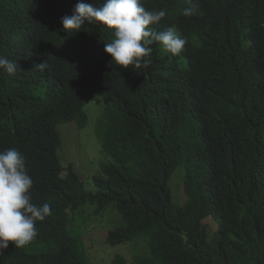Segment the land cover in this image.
Wrapping results in <instances>:
<instances>
[{
	"label": "trees",
	"instance_id": "obj_1",
	"mask_svg": "<svg viewBox=\"0 0 264 264\" xmlns=\"http://www.w3.org/2000/svg\"><path fill=\"white\" fill-rule=\"evenodd\" d=\"M78 2L0 0V55L18 63L14 76L0 70V151L24 155L32 201L51 205L38 235L23 248L10 243L0 264H88L65 229L67 211L85 204L121 217L107 244L148 238L149 254L135 264H264V0H199L190 18L186 0H142L166 10L153 27L174 28L187 43L180 56L153 44L149 66L135 70L111 63L110 30H63ZM96 94L108 161L89 193L73 165L59 162L57 126L84 128L83 107ZM179 167L183 205L168 186ZM207 217L218 225L211 239Z\"/></svg>",
	"mask_w": 264,
	"mask_h": 264
},
{
	"label": "clouds",
	"instance_id": "obj_2",
	"mask_svg": "<svg viewBox=\"0 0 264 264\" xmlns=\"http://www.w3.org/2000/svg\"><path fill=\"white\" fill-rule=\"evenodd\" d=\"M182 10L185 18L200 14L199 0H186ZM166 10H147L142 0H103L100 6L80 0L70 16L61 18L63 30L79 33L85 25L98 24L112 32V40L104 43L105 53L115 66L128 69L147 68L151 63L153 44L179 55L187 43L174 29L158 31ZM42 64L40 67H43ZM18 63L0 55V70L9 76L17 72ZM33 186L27 172L26 160L16 148L0 151V251L9 247L23 248L37 235V223L51 215V205L38 206L32 201Z\"/></svg>",
	"mask_w": 264,
	"mask_h": 264
},
{
	"label": "rangeland",
	"instance_id": "obj_3",
	"mask_svg": "<svg viewBox=\"0 0 264 264\" xmlns=\"http://www.w3.org/2000/svg\"><path fill=\"white\" fill-rule=\"evenodd\" d=\"M175 32L178 34L176 30ZM156 47L160 54L167 53L159 44H156ZM179 63L180 66H184L182 59ZM83 111L87 115L84 128H78L75 122L62 123L57 126L62 144L58 157L63 167L73 165L74 172L83 182L86 192L95 193L97 188L93 184L92 177L100 175L101 164L108 161V158L104 157L100 151L99 134L103 133L108 123L102 114L101 96L96 94L84 105ZM183 177L184 168L179 167L169 178L168 186L175 205H183L186 200L183 192ZM94 210L95 205L85 204L73 212L67 211L68 221L65 229L72 239L76 252L84 262L111 264L118 257L123 259L125 264H135V256L149 254L148 238L143 236L115 246L107 244L108 232L123 225L122 219L111 205L99 213H95ZM203 224L208 237L213 238L217 232V222L212 217H207Z\"/></svg>",
	"mask_w": 264,
	"mask_h": 264
},
{
	"label": "bare ground",
	"instance_id": "obj_4",
	"mask_svg": "<svg viewBox=\"0 0 264 264\" xmlns=\"http://www.w3.org/2000/svg\"><path fill=\"white\" fill-rule=\"evenodd\" d=\"M180 56V55H179Z\"/></svg>",
	"mask_w": 264,
	"mask_h": 264
}]
</instances>
